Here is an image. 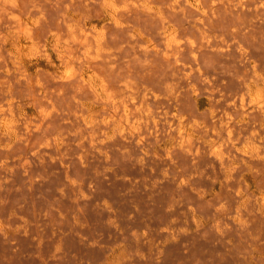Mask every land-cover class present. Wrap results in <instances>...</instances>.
Returning a JSON list of instances; mask_svg holds the SVG:
<instances>
[{
	"label": "rangeland",
	"instance_id": "obj_1",
	"mask_svg": "<svg viewBox=\"0 0 264 264\" xmlns=\"http://www.w3.org/2000/svg\"><path fill=\"white\" fill-rule=\"evenodd\" d=\"M263 198L264 0H0V264H264Z\"/></svg>",
	"mask_w": 264,
	"mask_h": 264
},
{
	"label": "bare ground",
	"instance_id": "obj_2",
	"mask_svg": "<svg viewBox=\"0 0 264 264\" xmlns=\"http://www.w3.org/2000/svg\"><path fill=\"white\" fill-rule=\"evenodd\" d=\"M12 53H13L16 61H19V62L23 61L28 54L27 44L24 41H22L19 44L18 48L15 50V52H12ZM259 98H260V96L257 94L254 96V101H257V103H256L257 107L262 106V103H263L262 101L258 100ZM1 129L6 133H12L13 132V127L10 126L7 123V121H5V120H2V122H1ZM263 200H264V198H263Z\"/></svg>",
	"mask_w": 264,
	"mask_h": 264
}]
</instances>
